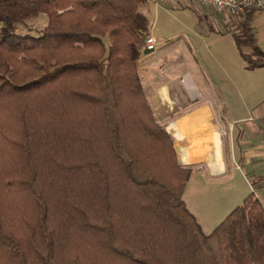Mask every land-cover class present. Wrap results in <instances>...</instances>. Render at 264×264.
I'll use <instances>...</instances> for the list:
<instances>
[{
	"label": "trees",
	"instance_id": "1",
	"mask_svg": "<svg viewBox=\"0 0 264 264\" xmlns=\"http://www.w3.org/2000/svg\"><path fill=\"white\" fill-rule=\"evenodd\" d=\"M148 3L0 0V264H264L252 192L208 233L181 198L136 73ZM252 12L233 37L258 67Z\"/></svg>",
	"mask_w": 264,
	"mask_h": 264
},
{
	"label": "crops",
	"instance_id": "2",
	"mask_svg": "<svg viewBox=\"0 0 264 264\" xmlns=\"http://www.w3.org/2000/svg\"><path fill=\"white\" fill-rule=\"evenodd\" d=\"M249 28L264 53V10L251 13ZM191 32L189 37L171 34L168 42L155 39L162 41L157 51L141 52L137 59L136 73L153 119L170 138L180 166L214 180L240 173L264 208V66L248 67L243 41L242 57L234 49L235 69L222 60L211 66L207 43L228 40L229 27L210 38V32ZM217 101L222 103L223 135L214 119Z\"/></svg>",
	"mask_w": 264,
	"mask_h": 264
},
{
	"label": "rangeland",
	"instance_id": "3",
	"mask_svg": "<svg viewBox=\"0 0 264 264\" xmlns=\"http://www.w3.org/2000/svg\"><path fill=\"white\" fill-rule=\"evenodd\" d=\"M140 10L147 17L151 27L152 35L150 32L147 35L153 36L154 40L165 38L162 40L168 42L171 39V34H180V32L189 37L191 31L195 33L210 32L209 38L216 37L217 34L225 32L229 27L231 36L228 40L216 39L207 43V47L211 49L213 55V57H209L208 61L211 66H217V60H222L231 64L235 69L239 60L234 49L238 54L242 53V46H237L233 35L239 34V23L244 20L245 16L219 15L205 6L184 4L180 0H167L157 6H154L149 0L147 6ZM44 23L45 19L42 16L28 21V24L33 28H39ZM21 30L24 29L21 28ZM222 46L224 51L220 52L219 47ZM249 191L242 182L240 173L214 180L201 171L190 170L181 192V198L186 208L196 216L202 231L208 233L232 208L240 204L242 198Z\"/></svg>",
	"mask_w": 264,
	"mask_h": 264
},
{
	"label": "built area",
	"instance_id": "4",
	"mask_svg": "<svg viewBox=\"0 0 264 264\" xmlns=\"http://www.w3.org/2000/svg\"><path fill=\"white\" fill-rule=\"evenodd\" d=\"M167 0H151L154 6L161 5ZM184 4H197L205 6L211 11L217 14L226 15L229 17L242 16L249 9L253 11L264 10V0H180ZM162 44V41H155L151 35H147L144 38L143 50L148 51L146 56L153 54L157 51L158 47ZM139 60L136 61V63ZM138 67V63L136 68ZM215 122L219 126V131L223 135L225 130L221 127L223 124L222 117V103L217 101L215 104ZM230 126V125H229Z\"/></svg>",
	"mask_w": 264,
	"mask_h": 264
},
{
	"label": "water",
	"instance_id": "5",
	"mask_svg": "<svg viewBox=\"0 0 264 264\" xmlns=\"http://www.w3.org/2000/svg\"><path fill=\"white\" fill-rule=\"evenodd\" d=\"M142 53L147 54L148 51H147L146 49H144V50L142 51Z\"/></svg>",
	"mask_w": 264,
	"mask_h": 264
}]
</instances>
